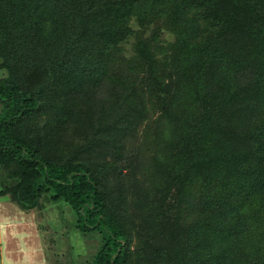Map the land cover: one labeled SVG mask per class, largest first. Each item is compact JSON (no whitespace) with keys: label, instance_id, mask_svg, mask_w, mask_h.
Here are the masks:
<instances>
[{"label":"trees","instance_id":"16d2710c","mask_svg":"<svg viewBox=\"0 0 264 264\" xmlns=\"http://www.w3.org/2000/svg\"><path fill=\"white\" fill-rule=\"evenodd\" d=\"M147 1L0 0V71L7 74L0 79V165L15 168L4 195L25 210L43 197L68 207L79 233L102 237L90 264H264V0L182 1V17L173 21L182 50L207 46L199 61L184 50L182 58L170 57L164 76L170 89L194 73L202 84L193 95L187 86L168 92L163 104L182 98L186 113L171 172L159 150L157 159L143 152L148 144L136 148L148 110L132 75L147 71L124 60L122 44ZM150 42L169 58L157 36ZM109 79L117 92L110 114L95 115L90 102L78 106ZM39 116L48 118L42 136L31 126ZM70 126L90 138L69 155L61 135ZM129 145L133 161L157 160L147 166L157 180L132 171L128 187L131 170L117 176L120 147ZM172 204L182 226L172 223L181 217ZM131 213L142 216V230L155 222L172 231L170 240L135 246Z\"/></svg>","mask_w":264,"mask_h":264},{"label":"rangeland","instance_id":"374dc122","mask_svg":"<svg viewBox=\"0 0 264 264\" xmlns=\"http://www.w3.org/2000/svg\"><path fill=\"white\" fill-rule=\"evenodd\" d=\"M182 1L148 0L144 2L139 7L138 13L131 19L132 34L122 44L124 60L135 62L138 65L144 64L142 68L147 71L145 74L137 72L132 75L135 87L146 102L145 105L148 110V119L141 128L142 132L136 143V148L139 146L140 149L148 144V148L143 149V152L146 156L156 154L154 157L157 156V159L159 150L161 156L168 161L167 172L172 171V163L177 160L171 157V154H175L172 147L181 143L183 130L181 121L186 119V113L182 109V98L177 100L171 108H168L169 105L167 107L163 105L166 104L167 93L177 92V90L179 92V88L182 91V86H187L193 95V92H197L200 87L202 88L201 77L196 73L188 76L187 85H182V78L176 79L177 88L170 89L166 83L164 84V76L168 75L172 66L170 57L182 58L183 55L184 49L182 50L181 38H179V34H176V29L173 28V26L177 28L180 26L178 23L177 26L173 25V21L182 17ZM191 1L193 0H189V4H192ZM144 19L146 23L143 21ZM201 25L205 24L201 23ZM179 28L182 29V27ZM153 36H157L158 41L169 56L167 60L162 58V54L158 49L155 50L156 47L150 42ZM206 46L204 42L198 43V49L200 50L201 47V51ZM199 50L197 53L194 50H184V53L187 54L188 52V58L192 55L199 61V54H202L199 53ZM125 61L120 67L121 75L125 74L124 67L127 65ZM217 64L220 62L218 61L215 65ZM148 75H150L149 78ZM6 76V72L0 71V79ZM122 89V87H118L119 92H122ZM91 92H94L91 100L81 99L78 106L87 109L86 102H90L96 109L95 115L98 116V112L101 110L110 114V108L116 101L114 96L117 95L115 88L111 86L110 79L100 88L92 89ZM4 109V106L0 105V116ZM47 121L46 116H39L31 122V126L37 135H44L48 126ZM70 127L71 130L61 131L62 145L69 155L71 154L70 150L78 145L87 144L90 138L89 134L85 135L76 131L75 126ZM77 134L84 137L79 138ZM210 142H212L211 139ZM157 146L159 148L156 150ZM127 148L125 146L120 147L119 151L124 152V157L123 160L118 161L116 168L117 176L122 170H131L124 181L129 187L130 179L133 176L132 171L138 172L137 176L141 180H148V174L150 175L154 169H149L147 166L150 164L149 162L153 165L157 160L152 161L150 158H145L133 161L130 153V149L133 147L129 145ZM155 173L156 170L150 176L157 180ZM14 174V167L0 165V264H90L92 257L102 245L101 235L79 233L74 227L73 214L69 208L48 198L43 197L38 206L31 210L19 207L9 194L4 195L8 188L14 187V181L11 179ZM165 177H168L167 173L164 174ZM114 180L111 179V181ZM196 182L200 183L199 180ZM213 183L215 184V179H213ZM174 192L176 194V191ZM179 195L180 198L177 195L178 199L182 201V194ZM170 198L167 201L168 204H170ZM191 199L192 196L190 195L183 199L186 206L191 208L187 214L185 212L189 217L196 214L192 210ZM130 201L132 202L131 197ZM171 207L176 208L172 214L181 216L172 218V223L176 226H182V212L177 210V205L172 204ZM186 215H184L186 223L191 222V219ZM130 216L136 222L135 233L133 232L135 246L146 244V250H148L149 248L163 247L170 240V232L172 231L164 230L165 228H160L157 223L151 221L150 226L149 223L146 225L147 231L142 230L139 227L142 216L134 213H131Z\"/></svg>","mask_w":264,"mask_h":264}]
</instances>
